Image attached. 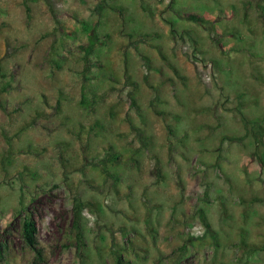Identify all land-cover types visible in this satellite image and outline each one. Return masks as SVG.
Masks as SVG:
<instances>
[{"label":"rangeland","instance_id":"rangeland-1","mask_svg":"<svg viewBox=\"0 0 264 264\" xmlns=\"http://www.w3.org/2000/svg\"><path fill=\"white\" fill-rule=\"evenodd\" d=\"M119 253L264 264V0H0V264Z\"/></svg>","mask_w":264,"mask_h":264},{"label":"trees","instance_id":"trees-1","mask_svg":"<svg viewBox=\"0 0 264 264\" xmlns=\"http://www.w3.org/2000/svg\"><path fill=\"white\" fill-rule=\"evenodd\" d=\"M24 8H25V13L27 16V19H30V9L29 7L24 4ZM103 6L101 4H98L95 7V11L99 14L102 13L103 11ZM185 19H187L188 21H191L193 23H205V21L201 18V17H197L194 15H185ZM92 33H90L88 35L89 41L87 43L84 44H80L78 46V50L79 52L82 54L81 56V61H82V65H83V70H82V74H83V81H82V89H84V84L86 82H88V78L86 77V74L90 71V69L92 68V65L94 64L91 61V58L94 56L95 53V49L96 44L94 43V41L92 40ZM4 89V88H3ZM84 91V90H82ZM85 98L82 97L80 104V107L83 110L86 111H91L93 110V108L98 105V103L100 102V99L98 97H92V99H90L89 101H85ZM147 141V138H143L141 140V143L144 144V142ZM118 159V155L114 152H108L105 154V158H104V162L107 163H111L113 161H116ZM156 175L159 179H161V173H160V169H156ZM83 208V205L78 203L77 205H75V212H74V222H75V226H76V249L78 251L79 256L81 257L83 255V247H84V239H83V233L81 230V210ZM203 220V225L205 227V229L207 231L210 232V227L209 224L206 222L204 216H202ZM212 232V231H211ZM20 234H21V238L23 241V244L32 252L33 255V259L41 262L43 257H42V252H41V247L38 243L37 240V236H36V228L35 225L33 223V221L29 218L28 215H24L23 220L21 222V228H20ZM3 248L6 247V244H3L2 246ZM123 255L121 253L117 254V255H113L112 256V264H125V261L122 257ZM83 264V263H81Z\"/></svg>","mask_w":264,"mask_h":264}]
</instances>
